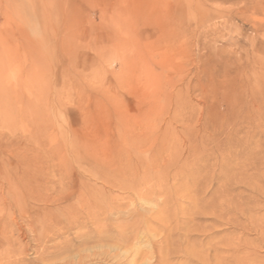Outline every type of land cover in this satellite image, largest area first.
I'll use <instances>...</instances> for the list:
<instances>
[{
	"label": "rangeland",
	"instance_id": "374dc122",
	"mask_svg": "<svg viewBox=\"0 0 264 264\" xmlns=\"http://www.w3.org/2000/svg\"><path fill=\"white\" fill-rule=\"evenodd\" d=\"M0 264H264V0H0Z\"/></svg>",
	"mask_w": 264,
	"mask_h": 264
},
{
	"label": "bare ground",
	"instance_id": "6f19581e",
	"mask_svg": "<svg viewBox=\"0 0 264 264\" xmlns=\"http://www.w3.org/2000/svg\"><path fill=\"white\" fill-rule=\"evenodd\" d=\"M227 1H229V0H227ZM255 9V8H254Z\"/></svg>",
	"mask_w": 264,
	"mask_h": 264
}]
</instances>
